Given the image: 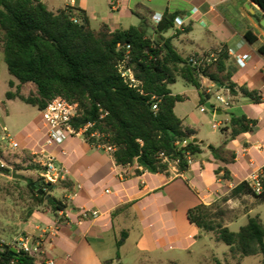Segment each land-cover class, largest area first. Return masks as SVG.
Segmentation results:
<instances>
[{
	"label": "crops",
	"instance_id": "1",
	"mask_svg": "<svg viewBox=\"0 0 264 264\" xmlns=\"http://www.w3.org/2000/svg\"><path fill=\"white\" fill-rule=\"evenodd\" d=\"M42 1L52 12L66 7L85 10L91 28L97 32L104 26L110 31L119 30L129 13L136 17L150 13L149 19L155 13H178L177 18L184 20L183 26L165 33V40L187 60L192 55L226 46L232 52L228 61L233 72L230 82L236 85L238 94L231 95L234 99L231 108L223 109L227 115L222 121L228 122V128L224 132L220 128L221 137L209 139L201 132L198 114L186 106L193 97V108L206 113L202 110L205 106L201 103L202 90L182 78L187 85L182 92L175 93L174 84L170 86L172 94L184 97V101L175 106L176 115L185 128L195 130L193 138L203 144L202 153L193 156L186 171L169 168L167 172L150 173L143 172L136 163L119 166L111 156L94 149L91 144L77 138L69 139L55 150L69 172L67 181L60 185L67 192L63 202L67 208L56 212L58 216L55 217L36 209L32 222L38 224L39 230L47 226L41 229L47 233L30 236L41 238L48 257L55 260V264H103L114 260L119 240L122 245L117 262L122 264H188L189 258L202 264L215 257L224 264L215 254L219 242L215 244L209 233L204 234L191 224L187 212L200 203L211 205L223 200L254 169L264 164V55L259 53L264 45L261 25L264 11L251 0H111L106 2L110 12L105 9L104 19L94 29L97 0ZM193 10L196 11L191 14ZM248 31L258 38L257 43L250 44L245 39ZM244 54L250 58L247 65L240 68L236 56ZM207 80H200L202 87ZM10 81L19 85L12 78ZM28 84L32 83L25 85ZM241 87L257 92L260 102L253 103L244 97L239 92ZM1 108L3 121L6 111L5 107ZM231 114L244 115L256 121V125L250 132L231 137ZM19 136L25 140L31 134ZM210 145L217 151L211 152ZM246 197L242 195L227 202L242 201ZM263 205L249 206L244 210V220L258 216L262 221L259 210ZM82 209L97 210L100 216L78 224ZM33 233L36 232L33 230ZM229 254V249L223 252L224 257ZM257 257H260L259 263L261 256Z\"/></svg>",
	"mask_w": 264,
	"mask_h": 264
},
{
	"label": "trees",
	"instance_id": "2",
	"mask_svg": "<svg viewBox=\"0 0 264 264\" xmlns=\"http://www.w3.org/2000/svg\"><path fill=\"white\" fill-rule=\"evenodd\" d=\"M251 1L264 11V0ZM137 16L141 20L139 26L115 31L104 26L96 32L83 9L66 7L52 12L42 0H0V29L4 34L3 53L8 73L19 85L33 83L38 93V96L25 97L8 91L5 96L9 100L18 98L39 111L48 100L64 97L79 107L74 127L92 122V131H98L116 147L113 154L116 165L136 163L143 172H167L169 164L160 157L163 153L171 160H178L179 171H186L189 167L187 154H201L203 144L194 141L195 130L185 128L176 115L175 106L183 102L184 97L172 94L170 86L180 77L202 90L200 80L207 78L220 87L227 86L232 96L237 95L236 85L230 82L233 72L228 66V49L222 47L216 64L198 68L182 58L164 38V34L174 27L178 13L164 14L158 24L151 22L153 14L150 19V13ZM245 39L250 44L258 42L251 31L245 34ZM118 45L122 47L118 48ZM127 45L131 47L130 63L141 81L140 88L126 85L117 69ZM259 53L264 55V45L259 48ZM222 73L226 74L222 76ZM9 86H13L12 81ZM239 92L253 103L260 102L257 92L245 87ZM208 100L209 96L202 90L201 103ZM154 102L158 107L156 111L152 109ZM254 125L256 121L244 115L231 114V137L250 132ZM186 140L187 144L183 145ZM208 148L211 152L217 151L212 145ZM0 172L11 173L2 167ZM15 172L18 174L17 169ZM28 185L35 205L47 203L54 212L66 210V204L50 194L55 186H48L49 192H46L41 183L31 179ZM242 195L264 203V192L254 194L246 181L222 201ZM224 216V210L217 203H200L187 212L191 224L200 231L216 233L218 240L229 247L232 256L243 259L260 255L258 264H264V223L258 216L249 217L246 225L233 232L224 225ZM121 245L122 240H119L118 251ZM119 259L118 252L116 259L103 264H122L117 262ZM13 260L17 264H37L24 252L13 254L10 248L0 252V264H10Z\"/></svg>",
	"mask_w": 264,
	"mask_h": 264
},
{
	"label": "rangeland",
	"instance_id": "3",
	"mask_svg": "<svg viewBox=\"0 0 264 264\" xmlns=\"http://www.w3.org/2000/svg\"><path fill=\"white\" fill-rule=\"evenodd\" d=\"M107 1L111 0H97V13L95 14L94 29L97 28V23L104 19L105 9L110 12V7L106 4ZM108 3V2H107ZM152 23H154L152 21ZM141 20L129 13L128 18L123 20L120 29H128L131 26H139ZM101 31V30H100ZM97 32V31H96ZM99 32V31H98ZM151 34V32H149ZM4 34L0 29V103H3L5 107L6 115L3 122L9 127L11 133L17 140L21 143V147L16 150H5L0 153V157L4 163V168L8 169L9 172H0V240H4L7 243H11L16 239L21 237L30 236L32 234L38 236L42 231L41 229L47 227L42 226L39 230L37 228L38 224L32 222L33 213L38 209L40 212H48L49 216H58L51 207L44 203L40 206L35 205L34 197L30 191L28 185V180H33L40 183L39 170L38 167L35 168L33 162V156L31 153V148H34L36 142L42 137V123L40 118V112L36 107L24 103L20 99L9 100L6 98L5 94L11 91L15 94L20 93L25 97L38 96L36 86L32 84L28 85H18L13 84L12 87L9 86V80L12 77L7 70V66L4 60ZM17 81V80H16ZM18 82V81H17ZM19 83V82H18ZM208 83L205 82L203 87ZM186 83L179 78L173 86V91L175 93H180L186 88ZM216 92L224 94L226 96L230 95V92L225 87H215ZM191 97V96H190ZM232 97V96H231ZM213 106L223 111L222 114L213 115L207 110L206 113H200L198 110L193 108L194 99L190 98V101L186 103L189 109H194L195 113L198 114L200 119L199 126L203 135L207 136L209 139H216L222 136L221 129L224 132L228 128V122L222 121L227 113L221 108V105L216 101L215 96H210L209 100ZM234 104V99L232 97V105ZM0 105V108L2 107ZM2 109V108H1ZM0 109V114H1ZM201 110V109H200ZM204 110V108H202ZM205 111V110H204ZM221 121V129H214L212 127L213 122ZM31 134L30 138L22 140L19 134ZM95 149V148H94ZM97 150V149H96ZM100 151V150H99ZM103 152V151H102ZM18 170V174L23 176L22 179L13 176V172ZM46 192H49L47 189ZM57 200L64 202L66 200L67 192L63 191L62 186H55V189L50 193ZM218 206L224 210L225 216L223 218L224 225H230L229 229L233 232H238L241 226L246 225L248 220H244L243 215L244 210H247L249 206H255L259 204L253 197L247 196L246 199L242 201L232 200L230 202L218 201ZM262 216V222L264 223V205L259 210ZM256 217V216H255ZM249 219V218H248ZM34 232L36 233H33ZM203 232V231H201ZM204 234H210L215 244H219L215 247V254L221 258L224 264H257L260 257L249 256L244 259V263H241L242 259L239 256H232L231 254L227 257L223 256V252L229 247L223 242H220L214 232H203ZM43 234V232H42ZM34 238H39V237ZM116 256L119 252L116 249ZM116 256L114 259H116ZM120 256V253H119ZM188 264H197L196 259H188ZM202 264H221L219 259H215L210 262L205 261Z\"/></svg>",
	"mask_w": 264,
	"mask_h": 264
},
{
	"label": "built area",
	"instance_id": "4",
	"mask_svg": "<svg viewBox=\"0 0 264 264\" xmlns=\"http://www.w3.org/2000/svg\"><path fill=\"white\" fill-rule=\"evenodd\" d=\"M196 10H193V14ZM163 18V14L155 13L152 16L154 24H158ZM184 20L182 18H176L174 22V28H181ZM122 46L118 45V48ZM126 53L124 57L119 60L117 69L123 80V82L131 88H140L141 81L136 77L133 66L131 65V47L125 46ZM222 47L202 53L192 55L188 58V62L198 68H208L216 64L220 58ZM228 54H232L228 50ZM250 56L248 54L237 55L236 63L240 68H244L247 65ZM207 85L202 87V90L206 95L215 96L216 101L221 105L224 110H229L232 106V97L226 96L215 91V83L207 80ZM154 99V98H153ZM215 107V106H214ZM204 110L207 111L205 106ZM216 108V107H215ZM153 110H157V103H153ZM42 123V137L31 148L33 156V162L38 167L40 183L44 186V190L48 189V186H59L65 183L68 179V170L55 154L57 148L62 147L69 139L77 138L83 140L97 150L103 151L111 158L116 151V147L110 144L106 137H104L98 131H92L94 123L90 122L85 126L76 128L73 125L74 118L79 115V107L76 103H72L61 96H56L46 102L45 107L39 111ZM105 114H102L100 118H103ZM212 127L214 129H220L221 123L213 122ZM92 140H95L91 142ZM91 142V143H90ZM187 140L183 142V145L187 144ZM21 143L13 136L9 127L2 121L0 114V153L5 150H16ZM160 157L169 164V168H175L178 170V160H171L163 153ZM187 164L191 165L193 162V156L187 154ZM0 167L4 168V163L0 157ZM142 169V168H141ZM254 194L260 195L264 192V164L254 169L253 172L245 180ZM108 192V191H107ZM100 216L99 211L82 209L78 215V224H82L85 221L96 220ZM43 233H47L43 230ZM6 248L15 250L16 253L24 252L30 257L34 258L37 264H55V260L49 258L44 246V242L41 238H34L33 236L21 237L14 240L11 243H7L4 240H0V252H3ZM10 264H17L16 261H11Z\"/></svg>",
	"mask_w": 264,
	"mask_h": 264
},
{
	"label": "water",
	"instance_id": "5",
	"mask_svg": "<svg viewBox=\"0 0 264 264\" xmlns=\"http://www.w3.org/2000/svg\"><path fill=\"white\" fill-rule=\"evenodd\" d=\"M258 7H259V6H258ZM259 8H260V7H259ZM260 9H261V8H260ZM261 25L264 27V20L261 22ZM205 108H206L209 112H211V114H217V115H219V114L222 113L221 110H216L215 107H214L210 102H207V103L205 104ZM194 141H196V139H194ZM13 176H14V177H18V178H20V179L23 178V176L17 174L15 171L13 172ZM38 192H39L40 194H43V191H41V190H39ZM46 198H49V195L46 196ZM12 252H13V254H16V251H15V250H12Z\"/></svg>",
	"mask_w": 264,
	"mask_h": 264
}]
</instances>
